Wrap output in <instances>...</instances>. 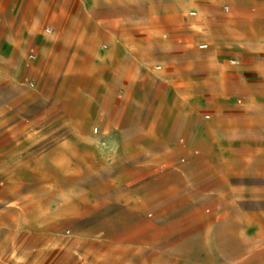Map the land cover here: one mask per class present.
<instances>
[{
	"label": "rangeland",
	"instance_id": "obj_1",
	"mask_svg": "<svg viewBox=\"0 0 264 264\" xmlns=\"http://www.w3.org/2000/svg\"><path fill=\"white\" fill-rule=\"evenodd\" d=\"M21 1H0V52L14 24L38 21L44 34L85 16L83 0L42 14ZM201 42L208 40L193 47ZM102 45L98 38L96 51ZM26 53L14 72L0 66V264H264V58L246 74L253 87L232 93L230 135L215 141L224 154L220 170L192 174L191 194L163 189V197L132 210L106 196L115 192V173L99 163L90 171L85 161L83 134L101 132L87 122L98 112V87L83 74L22 73L26 64L40 65L38 54L28 61ZM200 117L216 121L209 111ZM57 133L61 139H51ZM72 134L79 138L65 139ZM57 145L58 167L51 156Z\"/></svg>",
	"mask_w": 264,
	"mask_h": 264
},
{
	"label": "crops",
	"instance_id": "obj_2",
	"mask_svg": "<svg viewBox=\"0 0 264 264\" xmlns=\"http://www.w3.org/2000/svg\"><path fill=\"white\" fill-rule=\"evenodd\" d=\"M83 1V20L54 23L45 35L38 21L14 24L18 29L9 32L0 66L14 72L26 49L25 58L37 61L38 54L40 65L26 64L22 73L83 74L98 87V112L87 122L99 124L101 132L83 134L84 157L90 171L99 163L115 173V192L107 191V198L135 210L163 197V189L189 193L192 174L220 170L224 154L215 141L230 135L232 93L253 87L246 74L256 72L264 58V0ZM63 2L22 0L21 6L42 14ZM192 7L196 11H188ZM176 29L185 33L159 36ZM98 38L106 42L100 52ZM202 38L208 43L193 47ZM31 50L33 60L27 57ZM153 62L162 66L152 70ZM204 111L215 117L211 125L200 117ZM51 139L59 141L60 134ZM60 151L57 145L51 152L56 167Z\"/></svg>",
	"mask_w": 264,
	"mask_h": 264
},
{
	"label": "built area",
	"instance_id": "obj_3",
	"mask_svg": "<svg viewBox=\"0 0 264 264\" xmlns=\"http://www.w3.org/2000/svg\"><path fill=\"white\" fill-rule=\"evenodd\" d=\"M50 31L51 30L49 28L46 29V32H50ZM200 47H205V44L200 45ZM27 57L29 60H33V59H35V53L31 50L28 52ZM206 117H208V116H206ZM94 130L96 131V128Z\"/></svg>",
	"mask_w": 264,
	"mask_h": 264
}]
</instances>
